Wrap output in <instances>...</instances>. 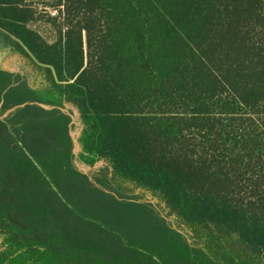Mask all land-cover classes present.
Masks as SVG:
<instances>
[{
    "label": "trees",
    "instance_id": "1",
    "mask_svg": "<svg viewBox=\"0 0 264 264\" xmlns=\"http://www.w3.org/2000/svg\"><path fill=\"white\" fill-rule=\"evenodd\" d=\"M53 9L0 0L58 97L0 70V264H264V0Z\"/></svg>",
    "mask_w": 264,
    "mask_h": 264
},
{
    "label": "rangeland",
    "instance_id": "2",
    "mask_svg": "<svg viewBox=\"0 0 264 264\" xmlns=\"http://www.w3.org/2000/svg\"><path fill=\"white\" fill-rule=\"evenodd\" d=\"M37 10L39 11H52L53 7L58 4L60 0H28ZM38 29L40 32L44 33L46 36L49 35L51 31L50 27L41 23L38 25ZM0 69L8 70L10 72H16L23 75H27L30 78L31 83L37 90H39L47 99H54L58 100L57 96H54L46 91L45 88L42 87L41 83L36 80V77L33 75L30 65L24 61L20 56L8 53L0 59ZM75 116H74V123H75V130L73 132V136L76 140V153H81V145L79 143V138L82 133V124L80 119L79 111L74 107ZM80 167L88 172L92 169H99L106 167V163L104 161H98L96 165L92 167H88L82 163H79Z\"/></svg>",
    "mask_w": 264,
    "mask_h": 264
},
{
    "label": "crops",
    "instance_id": "3",
    "mask_svg": "<svg viewBox=\"0 0 264 264\" xmlns=\"http://www.w3.org/2000/svg\"><path fill=\"white\" fill-rule=\"evenodd\" d=\"M65 104V107H66V110H67V112L68 111H70V112H72V114H73V124H74V126H75V123H74V116H75V111H74V107L72 106V105H69V104H66V103H64ZM74 132V131H73ZM72 135H73V133H72Z\"/></svg>",
    "mask_w": 264,
    "mask_h": 264
},
{
    "label": "built area",
    "instance_id": "4",
    "mask_svg": "<svg viewBox=\"0 0 264 264\" xmlns=\"http://www.w3.org/2000/svg\"><path fill=\"white\" fill-rule=\"evenodd\" d=\"M62 9H64V7L62 6L61 7ZM51 16L55 17V16H58V10H52V11H49L48 12Z\"/></svg>",
    "mask_w": 264,
    "mask_h": 264
},
{
    "label": "water",
    "instance_id": "5",
    "mask_svg": "<svg viewBox=\"0 0 264 264\" xmlns=\"http://www.w3.org/2000/svg\"><path fill=\"white\" fill-rule=\"evenodd\" d=\"M1 70V69H0ZM4 70V69H3ZM66 112H67V110H65ZM73 136V135H72ZM73 138H74V136H73ZM74 142H75V152H76V140H75V138H74Z\"/></svg>",
    "mask_w": 264,
    "mask_h": 264
}]
</instances>
